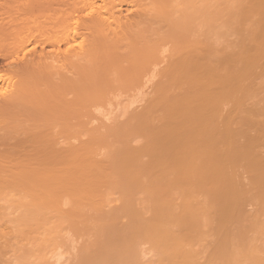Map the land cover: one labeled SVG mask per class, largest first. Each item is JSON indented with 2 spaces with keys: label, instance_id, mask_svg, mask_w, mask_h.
Returning a JSON list of instances; mask_svg holds the SVG:
<instances>
[{
  "label": "bare ground",
  "instance_id": "obj_1",
  "mask_svg": "<svg viewBox=\"0 0 264 264\" xmlns=\"http://www.w3.org/2000/svg\"><path fill=\"white\" fill-rule=\"evenodd\" d=\"M19 1L22 2V0H19ZM47 1H48V4L51 3V1L50 2L49 0ZM47 1H46V4H47ZM53 1H56V0H53ZM62 1L65 2L64 3L65 7L62 6V4H60V2L62 3ZM30 2H32V0H30ZM35 2L36 0H34V4ZM5 3H8V2H5ZM58 5L59 6H57V8H60V9L56 13H55L56 10L54 11L55 15L56 14L58 15L56 16L55 19L54 18L49 19L51 15L46 16L47 19L51 21L54 20L53 24L51 21L48 22L47 19L45 20V17H43L44 19L42 20L43 21L45 20L47 23L44 21L42 22L43 25L41 24V20L34 19V20H37V23H38L37 24L35 22V24H37V29L36 27L35 29L34 27L33 29L32 27L28 28L26 31H24L26 28L24 30L20 29L21 31L20 33H17L15 36L13 35L14 38L13 37L12 38H13L14 45L12 44V46L16 47L18 54H19V51L21 50L24 51L23 53L22 51L20 52L22 53L21 54L22 57H20V54L19 56L17 55L16 62H15V56H12L13 58H11L14 61V64H16L14 65L15 69H14V66L11 67L13 69L12 71L13 72L15 71L16 75L10 76L8 73H3L0 71V91L1 89H3L4 85L6 87L7 86L10 87L9 91L6 93L0 92V174L13 178L12 180L9 181L7 180L8 177L6 179H3L5 176L4 177L2 176L3 183H0V264H49L47 261L50 256L53 257L55 255V257H57L58 254L60 255L61 253V250L53 251L56 249L58 245L62 244L61 238H60L61 241L59 238H58L59 240H56L57 236L58 235L60 236L59 233H60L61 228L68 227L70 224L71 227H68V228L75 229L77 227V225L75 224L78 223V221H76L75 219L76 222L73 225L75 226V228L72 227L71 223L72 224L74 223L73 219L75 215L70 214L71 212L68 213L66 210H64V212H61L62 210L58 211L55 205L57 204L56 202H59L61 200V198L60 200L59 198H57L58 199L57 201V199H55L54 197H53L54 200H51L50 196H48L49 198L45 197L50 192H47V194H45L46 191L43 189L44 186L42 187L41 191L38 190L39 188H41L39 186L42 184L38 183L39 184L38 186L36 183L40 180L44 181L45 178L41 179L44 176L42 174L44 173L45 175H48L46 173L47 170L45 169H50L48 173L50 172L51 176H48V177H52L53 176L52 173H54V178L56 182H58L56 185L59 184L60 186L62 185L67 186L69 185L68 183L71 182L69 180L67 181V179H70V180L71 178L76 179L73 176L70 178L67 176L69 174L71 176V174L73 173L75 174L76 172H79V170L70 171V172L69 170H65L67 168L66 167L67 165H65L64 162L63 163L59 162L62 156L59 159L55 158L56 161L54 160L58 168L56 167L55 164L54 165L52 164L53 167L50 166L46 168L47 165H49V163L50 165L52 163V162H49V163L47 162L48 159L51 158L52 154L50 155V157L49 156L46 157L47 155L44 152H42L44 153V155H42L41 152L39 153L41 154V157L45 156V162H43L44 158L43 159L40 158L41 161L40 160L37 161L38 159H36L35 161L33 158H37L38 154L32 153L31 154L32 156H30L31 147L32 148L34 147V149L36 148L35 150H37L36 145L32 146L34 141H33V138L29 137L31 133L28 134V131L26 130L27 127L25 126H24L25 128L19 127V124L16 123V119L13 118L15 119V121L12 119V115L15 114L16 111L18 110H19V113H21L22 109H23V114L24 112L26 113L28 111L30 112L33 111L34 113L37 111V110L35 111V109L38 108V105H39L38 104L39 96L45 91L43 90L44 89L43 87L42 90L44 92L39 94V91L41 92L42 90H38V87H35L36 83L37 84L39 83L41 86L48 85L49 87L50 86L54 88L57 87V89L60 92V97H59L60 100L56 99L57 94L54 95V91L52 92V89L50 87L51 94L52 96L54 95V99L53 97L51 99L55 101L56 107L57 105L59 107V104L62 101L63 106L61 108L64 109L62 111H65V114L68 112V110H70V108L73 107V103H74V107L76 108L78 107L77 112L78 110L82 111V109L86 110L87 105H89V107L93 106L94 108L95 105L102 104L105 93H107L109 90L115 89L114 87H112L114 84L122 85L126 91H127L126 88L129 89L133 85H134L133 86L134 88L135 86L137 87L138 83L140 82L138 81L139 76L142 77V74L148 75L150 71L152 72L153 69L150 70V66L152 65V63H154L153 65L156 66L157 64L155 65V63L157 62L158 57H159V56L157 57L158 46L161 42H158V40H153L150 34H152V32L156 33L158 29L157 26H159L160 24H163V25L165 24L166 26V24H168L169 22H170L169 25H172V28L173 26H175L174 29H178L179 27L181 28L182 33L181 34L178 33V35L180 36L178 37V39L176 38L173 41V45H172L173 48L176 50L175 55L177 54L178 56L175 57V59L173 58V60L169 63V65L167 66V70H163L162 72L161 70L160 71L156 70V73L157 71L159 73V75L157 76L165 77L166 81H162V82L158 81V83L155 84L156 86L155 89L158 92L157 97L153 98L154 97L153 96L152 97L153 99L150 98L149 100L145 101V103L142 106L143 112L140 113L139 115L132 114V116H129L131 120L129 119L130 122L128 123V126L125 127V129L127 128V132H128L126 136L127 135L128 137L133 136L135 138L142 137L146 140V143L141 148L134 149V150L132 149L129 150L130 148L129 149L120 148L119 151L116 152L117 154L119 153L117 157L114 155H110L112 157H109V154H108V157L103 158L102 160L101 159L96 160V158H94V160H96L95 162L92 161L91 159H86L87 157L85 158L83 157L85 160L83 159V161L81 162L88 164V166L82 165L84 166V168L79 167L81 165L80 164L81 162H79L78 164L76 162V164L78 165L77 167L84 169L87 175H91V174H88V172H91L88 169L89 166H91V170L94 172L92 173L93 176L91 175L92 177H90L91 178L90 180H93L92 178L94 177L95 172L97 174V176L95 175V178L97 177V179L101 180L100 179L101 177L100 178L98 177L102 176L101 172H104L107 169L108 165L113 166L119 170L117 171L111 167V169L113 170L109 169V171L111 172L115 171V173L113 172L112 173L107 172V173L108 175H110V174H116L118 172L117 173L118 175L117 174H116L117 176L115 175L116 177L114 175L113 176L115 178L119 177L116 180V185L118 186L120 185L119 187L122 186L121 189H123L121 194H122V199H123L122 202L125 208L124 211H127L128 213L131 212L130 215H132L133 217V220H132L133 222L131 221L132 225L130 227H128L127 225L125 226L129 228V229L127 228L129 230V233L127 232L126 233L130 239L128 242H125L126 245H125V248L123 249V251L126 249L127 252L130 253L133 259L132 262L134 263L136 262L135 264H144V260L145 262H147L148 260L146 261V259H149V258H146L142 261V259L145 258L143 256L146 254L145 249L147 247L151 248L153 245V248L154 249L156 248V249L154 250L152 248L153 250L151 252L153 251L155 252L156 250L161 251V252L156 251L158 253L155 252V254H153V256L157 254L156 258L158 257V254L160 255L159 263H156L157 260L156 261L152 260V262L153 263L155 262V264H164L166 261H164V263H162V261L166 259L169 261V263L167 264H199L197 262L198 259L196 258L198 257L200 258L199 256L200 254H198L197 256V254L194 253V251L192 250L194 248H191L192 246L190 242L193 241L195 237H198L199 234L201 237V233L203 232L202 233L203 235L204 232L207 230V229L206 230L204 229V231H202V225L203 224L205 225L207 222V218L205 214L207 212L208 213L210 212L208 210L212 209L211 212H213L214 208L218 209L217 215L219 218L217 217L216 213H215V216L219 219L218 220L216 218L217 222L220 225L222 224L224 220H226L229 217L230 214L233 215L234 213H236V211H238L239 207H237L236 205L238 201H236V204H234L235 203L234 200H236V197H238L237 199H239L238 195L242 193L241 188L243 186L240 182V179H242L243 174L241 173V171L246 174V177L249 178L248 180L250 181L249 182L250 189L249 188L248 189L250 190L249 192H251V196L249 195V197H253L251 199V204L253 202V204L258 205L259 208L262 211H264V104L260 103L261 100H264V95L260 97L258 95L260 89L264 88V84H261V82H259L254 86V84L250 82V84L247 85V88L248 89L250 88L249 90L250 93L247 89L249 93L247 94L246 92L247 96H245L246 89H244V92H242L244 95L242 97H241L242 94L240 93L241 89L238 90L239 89L238 84L242 82L241 79H243L245 76L249 78L247 80V83L250 80L251 76L254 78L255 73L257 77L258 69L255 68L257 69L255 71V69L252 68L253 67L252 65L253 64L259 65L258 62L256 61H258L259 58H262V60L264 58V0H59ZM2 7L5 8L6 13L7 11L9 12L8 7H6L5 5ZM13 7H14V4H13ZM23 8L24 7H22L21 9ZM57 8H53V9H57ZM25 9L27 10V7ZM31 9H33V7H31ZM5 10H4V13H5ZM29 10L30 8L27 11L28 13H29ZM48 10H43V11L48 12ZM52 12L53 11H50V14ZM12 13H13V10H12ZM37 13H38V10H37ZM14 14L16 13L14 12ZM33 14H35V12H33ZM29 15H31V13H29ZM13 19H16V18H13ZM20 20H23V18H21ZM195 21H199L198 27L199 26L204 27L203 29L204 32H201V33H204L202 34L203 36L208 35L210 37L211 35L212 37L214 29L215 31L217 30V32L220 31L221 32L220 38H221L222 45L224 43L223 40L224 41L230 40L229 35L231 37V34H232L233 35L232 40L229 43H225L226 44L225 46L229 47V49H231L232 47V51H230L228 48L227 50L224 47L216 48L217 45L215 43L218 42L220 39H218L217 37L219 33L216 34L217 32L215 33V31H214L216 35L215 39L217 41L215 40L214 42H212L213 44H215L214 45L215 47L213 46V44L209 43L210 39L209 41L206 40L202 42H200L199 40L198 43H197L198 41L197 40L196 41L197 44H195L193 43L194 41L192 42L190 38L192 42V43L190 42L191 46L193 45L190 48L189 39L187 40L186 35L187 33H189L190 35V32L191 34L194 33L193 31H190V27L193 26V23ZM196 23L197 22H195L194 24L197 26ZM41 25L43 27L42 30H40ZM235 25H242L243 27L239 26L240 28L239 30L237 29L238 26L236 27ZM44 27L48 29V32L47 31L43 32ZM212 27L214 28L213 31H212ZM240 32H242V36H241V38H243L242 40H240L241 38L239 39V36L241 34ZM238 33H239V36H238ZM156 34H158V32ZM189 35H188V38H189ZM205 36L203 39H205ZM157 37L158 38L161 37V34L160 36H157ZM175 37H177V35H175ZM233 37L235 40L233 39ZM171 38L173 39L172 35H171ZM236 38L239 39V44ZM3 39L4 38L1 37V41ZM8 40L6 41L4 39L2 41L3 45L4 43L6 45L8 43ZM9 44L10 42L8 43V45ZM3 45L2 44L0 45V47L2 46L1 49H3V47L6 48V46H3ZM37 45H40L41 47V51L38 53L36 49V47H38ZM45 45L49 46V50L46 48L47 49L46 52H45ZM10 47L11 45L7 47L8 51L7 49H4L5 52L3 54L5 58H6L7 53L10 54L11 52L9 49ZM15 47H14V50H15ZM238 47H240L241 49H239ZM233 48L235 49V51H233ZM12 49L13 48H11V50ZM1 51L3 52V50ZM23 54H24V60H23ZM11 55H12V52H11ZM19 57L21 58L20 61H18ZM46 62H49L52 65L51 66L52 69L54 68L55 63L59 65L58 67L56 66L57 70L60 66H62L64 69L60 67L61 71L66 70L67 74L69 73L71 75V78L66 73H65L66 77L62 76L64 75V73L62 72L60 73V69H59L58 74L59 76H62V78L61 77L58 78L59 79L58 83H54L53 82L54 79L52 80V78H53V75L56 76V72L55 74L54 73L52 74L53 70L51 69L52 71L51 72L49 69L46 68V65H45V69L47 71L43 68L44 74L47 75V72L49 71L52 75L50 74V76L47 75L46 77L44 75V80H43V76L38 75V73H35V70L37 69L36 67H39L40 63L43 64ZM7 64L11 65L10 63H7ZM42 66L40 65L41 68ZM154 66L153 68L155 71V68H157V66L156 67ZM263 66H264V63H263ZM263 66H262V69H263ZM247 68H250L252 70V74L250 75V77L248 75L249 70ZM262 69H261V74H262ZM146 71H148V73H146ZM253 71H254V74H253ZM13 72H12V75L14 74ZM114 73L115 75L113 76V78H111L110 76H112V74ZM249 73H251V71ZM98 75L100 76V78H98ZM157 76H155V72L153 73V75H149L150 78L151 77L155 78ZM149 77H146L147 82H149V80L151 81L153 80L152 78L150 79ZM39 79H41V82H43L44 84H42L39 81ZM49 79H51L52 81L51 80L49 81ZM49 82H50V85H49ZM147 82L145 84L146 87H147ZM174 84H177L179 86L182 85V86L179 88L180 90L176 92H170L172 95H169V91L167 90L169 87H172ZM184 84H186L188 87L185 86ZM245 84L246 82L242 84L243 88ZM46 91H49V90H46ZM3 92H5V89L3 90ZM63 92L65 94L66 93H74V94L76 93L77 95L74 100L66 101V98L65 100L63 98L61 99L62 97L61 94L62 95L64 94ZM51 94L48 96V98L47 97L45 98L47 94H43V96L41 97L45 98V100L47 101V99H50ZM58 96H59V93H58ZM244 97H246V100L243 99ZM44 101L42 102V104H45L46 101L45 102ZM53 101H50V103L47 101L48 106L49 107L51 106L52 109L54 106ZM133 101L135 102L134 99ZM40 102L41 101H39V103ZM35 104L37 107L34 106ZM64 104L66 105L67 109H65L66 107H64ZM134 104H136V102ZM29 105L30 106L32 105V107L30 108ZM223 106H225V108H223ZM227 106L229 107L228 110L226 108ZM49 107H48V110H49ZM128 107L126 108L128 109ZM76 108H72L71 109L72 111L70 110L71 114L72 112L73 113L76 112ZM132 108H134V106ZM223 109L227 110V112H224V114L222 113ZM55 110H56L55 112H57V108ZM59 110H60V107L58 111ZM87 110H86V114L88 113ZM50 111L54 112L51 109ZM62 111L60 110V112ZM33 112H31V115L33 114ZM70 112L68 113L70 114ZM39 113L41 112L39 111ZM27 114L30 115V113H27ZM37 115L38 114H35V116ZM63 115H61L63 119L61 120V122L64 121L65 119L63 118ZM21 116H22V113H21ZM21 116L19 117L20 119H21ZM35 116L33 115L32 118L34 119ZM48 116L50 117V121H51L52 120L51 116L50 115ZM42 117L43 116H41V121H42ZM68 117H69L68 114H66L67 120H68ZM76 117H78V114ZM108 118L109 117H107V119ZM38 119L40 121V117H38ZM44 119H43V123H44ZM139 120L140 122L141 121L142 122L151 121L153 122V124L151 127L146 128V127L141 126L142 123L140 124V122L139 124H137ZM45 123L47 124V122ZM78 128H77V131L79 133ZM37 129L38 128H36V130ZM33 130L34 129H31V131ZM52 130L54 131L53 128ZM52 130H51V133H52ZM55 130L57 131V128ZM63 130L65 131L64 136L71 135L69 132L70 129L68 130L69 134L66 132L67 128L66 130L65 129ZM77 131H76V134H77ZM84 131H85V128L83 129V132ZM86 131L88 134V138L86 139H88L89 141L91 140L90 143L87 141L90 144V146L87 144V142L83 143L81 139L79 141L80 143L81 142L83 143L82 146L80 144L81 148L79 147V145L78 146L76 145V147L73 145L76 148L75 151L79 147L78 151L80 152L77 151L79 155H82L80 154L81 151L87 154L89 149L92 150L93 147L101 146L100 142L102 141L100 139L103 134H101L100 135L101 137L99 138V135L97 136L95 133L92 134L91 130L86 128ZM48 132L50 131L48 130ZM80 134L81 132L79 133V135ZM91 134L95 138L97 136L98 139L96 138V140H94L95 138H92ZM97 134H100V133L98 132ZM71 136L73 138L74 136H77L78 138V135H71ZM84 136L87 137L86 134H84ZM89 136L91 137V139L89 138ZM61 139L63 140V138ZM48 140H51V139H48ZM53 142H56V141L54 140ZM91 142H93L92 145H91ZM48 143L50 145L52 142L50 143V141H48ZM67 143L69 144V141ZM61 144L64 145L66 143L64 144L61 143ZM67 145L63 147L65 148L67 147ZM123 145H124V142H123ZM43 146L45 145L43 144ZM102 146L101 148H103ZM40 147L38 146V148ZM47 147H48V144H47ZM47 147L46 148L41 147L42 148L41 150L44 151L45 149V151L47 152L49 150ZM69 147L68 148L70 150L71 148L74 149V147H71L70 145ZM98 149L95 152L98 153L99 151ZM65 150H67L64 153L66 154L65 157L67 158L68 156L71 155V157L69 158H72V161L70 162H72L73 164V162L75 161L73 157L74 156L77 157L78 155L73 154L75 153L74 150L69 151V152H68V149H65ZM59 151L61 152L62 150H59ZM93 151L89 153L92 154ZM37 152L38 151H36V153ZM48 153L49 152H47V154ZM55 153L56 151L54 152V154ZM94 155L95 156L97 155L98 157L99 154H94ZM143 155L149 158L148 162L146 163L140 162V158ZM86 156H90V154L89 155L87 154ZM105 156H107V154ZM31 157H33L32 158L33 160L31 159ZM58 157H59V154H58ZM69 160L71 159H67V161ZM67 161H65L66 164H67ZM241 161H242V165L239 164V167H238V162L240 163ZM58 163L59 165H61L60 163H62L63 165L59 167ZM76 164L75 166H72L71 168H74V167L76 168ZM69 165L70 163H68V166ZM54 166L56 168H54ZM62 167L63 169H61ZM55 169L57 170L60 169V171H56ZM84 170L82 171L84 172ZM62 171H66V172H62ZM55 174H57V176H55ZM79 174L80 173H78L77 175ZM84 174L85 173H82V175ZM34 175L38 176V177H35L37 179L35 181H33ZM75 177H77L78 179V176H75ZM82 179H84V181L86 182L89 179V177L86 180L83 177ZM49 180H51L52 182L53 177L51 179H48V181ZM79 180L75 182H80ZM90 180H89V183L91 182ZM44 182H45L44 184H46L47 181H44ZM51 182H48L47 184H50ZM85 182H82V184ZM92 182L90 183V185L96 187L95 186V184H97L96 181H94V185H92ZM6 183H8L9 185H6ZM55 183L52 182L51 184H55ZM247 184L248 183H246V185ZM72 185H76V184L74 183ZM35 186L36 187L38 186V189ZM60 186H56V187H60ZM78 186H79V183H78ZM164 186L165 187L167 186L168 188L171 187V188L169 189V191L166 189L167 187L165 188L167 190V192L165 191L163 195V200L165 203L163 204V206H160V207L158 206L159 208L157 209V203L160 201V197L158 196V193L161 190L159 189L160 187H164ZM46 187H49L50 189V185L49 186L46 185ZM111 187L112 186H110L108 189L111 190ZM54 188L51 187V189H54ZM59 189L57 191H59ZM77 189L76 190L74 189L75 191L71 187L70 189L68 187L64 189L63 192H65L66 194L63 193V195L65 194V196L67 197L63 196L65 198L63 197L62 198L63 199L67 198L66 202L69 201L68 202L69 205L71 201H72V204L75 205V203L77 202V201L75 202V200H79V197L83 195V194L80 195V191H78L79 193H77ZM83 189L84 190L86 189V193H88L87 192L88 189H91V191L89 190L90 192L95 191V190H92V187L87 188L85 186V188L82 187V189L80 190H83ZM135 189L138 190V193H139V197H138L140 200L139 202L147 204L146 206H148L147 208H149L148 209L149 217L147 219L142 218L143 213L138 209L135 210L133 206L131 205L132 204L131 199H130L132 196L131 191ZM171 189L175 190L174 195L178 196V197L174 196L173 198H176V199H173V200H177L179 198L177 200V201H180L179 203H176V201L175 202L172 201L174 204L176 203L180 205V207L179 205H177V208L179 207L178 209H175L176 207L173 208L174 205L172 207L169 205V203L171 204L170 202L171 200H169V198H172L171 194L173 195V193L171 192L173 190ZM54 191L51 190L52 193ZM61 191H59V193ZM117 191L118 189L116 190V192ZM110 192H112V190ZM249 192L247 190V193ZM54 193L56 194V192ZM54 193L53 195L55 196ZM86 193L84 192L83 196H85ZM78 194H79V197L78 199H76V196ZM42 195L44 196V198H47V200H45ZM49 195H51L52 197L51 193ZM60 195H62V192ZM83 196L82 198H86V199L90 198V197H83ZM88 196H90L89 193H88ZM101 196L102 195H100V198L103 197ZM240 197H241L240 199L242 200V196ZM48 199H49L50 205L53 201L56 200L55 201L56 204L55 203L53 204L54 207H52L53 206L52 205L48 208L47 206ZM62 202H65V201L63 200ZM78 202L77 204L81 205L80 201ZM139 202L137 200V203ZM239 205L241 204L238 203V206ZM93 206H96L95 203L93 204ZM39 207L45 209V211L44 209L42 210V212L44 211V214L41 215L40 213L42 212L39 213V211L37 212V210L36 212H34L35 209ZM55 207H56V210H53ZM60 207L58 205L59 209H61ZM253 207H256V206L253 205ZM81 208L78 207V209H80L79 213H81V210H82ZM50 209L53 210L54 214H55V211L58 214L60 213L59 214L60 216L57 213H56L57 215H54V214L49 215L50 213H52L48 211ZM75 209L77 211V208ZM255 209H253L252 211H254ZM70 211H73L74 213V210L70 209ZM78 211L76 213H78ZM255 212H254V215H255ZM257 212L259 214L260 210ZM37 213L39 214V217L37 219L38 222L34 221L36 219L34 217L37 216L36 215ZM47 213L49 214L47 215ZM239 214H243V213L239 212ZM79 215L81 217L82 214H78V216ZM125 215H129V214H125ZM69 216L71 220L73 221L68 222L70 221L68 220L70 219L68 218ZM78 216H76V218ZM240 216L242 217V215ZM260 216L261 214H259V217ZM263 216H261L260 219L261 218L264 219ZM248 217H250V215H248ZM105 219L103 217V220ZM255 219L257 220L256 215L255 216L252 215L250 219L249 218L247 219L248 221L250 220L249 225L251 223L252 224L251 226H253L252 228L253 230L250 229L252 230L251 231L252 235L253 234L256 235V233L264 234V228H263L264 222H262L263 220L262 219L260 221L258 220V222L262 223L259 225L257 224V221ZM65 220L68 223V225L66 226L65 224L67 223H65ZM124 220H125V216H124ZM128 220H131V219H128ZM147 220L150 222L146 223ZM227 220L229 221L230 219H227ZM80 222H83V221H80ZM80 222L79 224L81 225ZM108 222L110 221L108 220ZM57 224L60 225V227L57 226ZM184 224L185 225L191 224V225H194V227L191 229L188 228L190 231L187 233L185 230V233H184L185 235L184 234L181 235L182 231L179 232L177 228L180 225H183V226H180L179 229L180 228L182 229V227L185 228ZM211 224L212 223L210 222L208 225L214 226V224L213 225ZM255 224H257L259 227L258 226L255 227ZM226 225H227V222H226ZM226 225L224 226L226 227ZM233 225H235V222L233 223ZM261 225H263V227H261ZM93 227L95 228V231H97L96 230L97 227L95 226ZM105 227L107 226L105 225ZM187 227H190V226H186V229ZM204 227L206 228V226ZM225 227L223 228L226 230L227 227L226 228ZM247 227H250V226H247ZM73 229L72 231H74ZM82 229L84 228L82 227ZM90 229H92V225ZM99 229H101V227H99ZM127 229H125V231ZM245 229L247 230L248 228H245ZM75 231L80 232L79 228L78 230H75ZM100 231L101 233L103 232L105 233V231L103 232L102 230ZM125 231L124 233L123 232L122 233L126 234ZM235 231H233V233ZM212 232H213V229H212ZM89 233L90 232H88L87 234ZM122 233H121V236L123 235ZM207 234H204V235H207ZM221 234L222 233L220 232L219 237L223 236ZM244 234H246L245 231H244ZM107 236L109 238L110 237L113 238V236H110V234L109 235L107 234ZM240 236H242V232ZM96 237H101V234L100 236L98 234V236ZM122 237H124V235ZM122 237H120L119 241H122L121 240ZM128 237L126 238V241L128 240ZM231 237L232 236H230V238ZM234 237H235V233H234ZM109 238L106 237V239H109ZM213 238L218 239V236L217 238L213 236ZM237 238L238 236L234 240H237ZM245 238H243V240H246ZM257 238H260L261 240V238H264V235L263 236L261 235V237L259 236ZM86 239H87V236H86ZM102 239L103 238H101L100 240L102 241ZM220 239L222 240V238ZM224 239L225 238H223V240ZM252 239H254V237L253 238L250 237V239L247 240L248 244L246 245H245V242H246L245 241L244 245H242L243 244L242 243L241 244L242 246H241L238 242L239 240L237 241L238 242L237 245H235L234 243L230 244L231 246L228 245L229 248L230 247L232 248L231 249L232 251L229 250V252H225L224 250L225 253H223V250L221 251L222 253L216 252L214 250L216 247L214 246L215 248L213 249V245L211 246V244L209 243L210 246L212 247L209 249V251L213 249L214 254L215 252L216 254L217 253L219 254L218 264H245L246 260H248V262L252 264H264V243H263V246H260L259 243L258 245L257 244L254 245L251 243ZM100 240H98V242ZM200 240H203V239H200ZM205 240H208V239H205ZM216 241L217 240L211 243L213 244ZM217 242L214 243V245L217 244ZM146 243L151 244V246L148 245L145 248L144 246L147 245ZM109 244H111V242L110 243L108 242L106 245H109ZM142 244H144L143 247H142ZM96 245L98 246V244ZM106 245L103 244V247ZM122 245H123V242H122ZM223 245L225 246V244ZM61 246L62 245H60L58 249H61L62 248ZM92 246H95V245L92 244ZM92 246L90 247L86 245V248L84 247L85 249H83L84 251L83 253H87V254L90 253V250L92 251L93 249ZM157 246L158 247L160 246L159 247L160 249H157ZM234 246L235 248L233 249ZM222 247H218V248L223 249ZM89 248L91 249L89 250ZM139 248L141 249L145 248L143 250L145 253V254L143 253L144 255L142 254L143 256H141L139 252L140 251ZM100 249H97V250L100 252ZM108 249L106 246L105 250H108ZM119 249L120 248L118 245V250H117V247H116V250L119 251ZM224 249H227V248L224 247ZM126 250L124 251V253L126 252ZM58 251L60 253H58L56 256V253ZM143 251L141 250V253ZM197 251H200V250H197ZM51 252L53 253L55 252V253L53 254ZM94 252L95 251L92 252L93 255L97 253L95 252L94 254ZM102 252H100L99 254L98 253L96 254L95 256L96 259L94 258L96 261L98 260L97 256L102 254ZM115 252L116 251L113 252V255L115 254ZM200 252L203 253L202 251ZM47 253H49L50 255L47 256ZM103 253L106 254V252H103ZM205 254L206 253H204V255ZM93 255H91V258L94 257ZM118 255L120 258V254ZM193 255L197 256V257L194 256V259H196L195 261L197 263H194L195 261H193L194 259H192ZM131 256H128L127 254V256L123 258L126 259L127 257L129 258ZM89 258L90 256H88L87 260ZM103 258L104 257H101V259ZM216 258L214 259V261H216ZM94 259H91L92 262H90L89 260L88 262H90L91 264L94 262V264H96ZM111 260L113 261L114 258ZM58 261L59 260H57L55 264ZM127 261H129V259ZM207 261H206V264H207ZM97 262L99 263V261ZM116 262L119 263V261H116ZM132 262H130L129 264H132ZM145 264H148V262Z\"/></svg>",
  "mask_w": 264,
  "mask_h": 264
},
{
  "label": "rangeland",
  "instance_id": "obj_2",
  "mask_svg": "<svg viewBox=\"0 0 264 264\" xmlns=\"http://www.w3.org/2000/svg\"><path fill=\"white\" fill-rule=\"evenodd\" d=\"M16 1V2H15ZM46 1L47 0H36V2H35V4H34V0H32V2H30V0L28 1H25V0H22V2H20L19 0L17 1V0H0V45L2 44L3 45V40L5 39L6 41L8 40V43L10 42V44L8 45V43L5 45V43H4V45L3 46H6V48L5 47H3V49H1L2 48V46L0 47V71L1 72H3V73H8L10 76H14V75H16L15 74V71L13 72L12 70V66H14V65H16V64H14V61L11 59V58H13L12 56H15V62L17 61L16 60V58H17V55L19 56V54H20V57H22V53L24 52V51H22V53H20L21 51H19V54H18V51L16 50V47L15 46H12V44H13V38H14V36L17 34V33H20L21 31H20V29L22 30H24L25 28V30L24 31H26L28 28H31L32 27V29H33V27H34V29H35V27H36V29H37V20H41V24L43 25V23L42 22H44L46 19H47V17L46 16H48V15H51V17H49V19H51V18H56V16H58L57 14L55 15V13L60 9V8H57V6H59L60 4H62V6H64L65 7V2H63L62 1V3L60 2V4L58 5V1L56 0V1H53V0H49V2L51 1V3L50 4H48V1H47V4H46ZM3 2H4V4H3ZM5 2H8V3H5ZM26 4H25V3ZM38 2H40V3H38ZM21 4V6L22 7H24L23 9H21L22 7L20 6V4ZM9 4V5H8ZM13 4H14V7H13ZM17 4V5H16ZM24 6H23V5ZM33 4V5H32ZM36 4H38V5H36ZM6 6V7H8V9H9V12H10V14H9V12L7 11V13H6V10H5V8L4 7H2V6ZM8 5V6H7ZM48 6V7H47ZM61 6V7H62ZM10 7V8H9ZM27 7V10L25 9ZM31 7H33V9H34V11H33V9H31ZM20 8V9H19ZM30 8V10H29V13H31V15H29V13L27 12L28 11V9ZM37 8V9H36ZM53 8H57V9H53ZM14 9H15V11H14ZM25 9V10H24ZM49 9V10H48ZM4 10H5V13H4ZM12 10H13V13H12ZM32 10V11H31ZM37 10H38V13H37ZM43 10H48V12L47 11H43ZM56 10V11H55ZM50 11H53L51 14H50ZM54 11H55V13H54ZM14 12L16 13V14H14ZM33 12H35V14H33ZM40 13H41V15H40ZM11 14H12V16H11ZM53 14H54V16H53ZM17 15V16H16ZM18 15H19V17H18ZM35 15H36V17H35ZM15 16V17H14ZM29 18H28V17ZM32 16H34V17H32ZM39 17V18H38ZM42 17V18H41ZM43 17H45V20L43 21L42 19H44ZM13 18H16V19H13ZM21 18H23V20H20ZM25 19V20H24ZM28 19H29V21H28ZM34 19H37V20H34ZM49 19H47L48 20V22L49 21H51V20H49ZM16 21H17V23H16ZM23 21V22H22ZM167 21H169V20H167ZM29 22V23H28ZM35 22L37 23V24H35ZM46 22V21H45ZM52 22V24H53V22H54V20L53 21H51ZM195 22H197L196 24H197V26L194 24ZM194 23H193V26H194V28H195V26H196V30L193 28V26H191L192 27V29H191V27H190V31H193L194 33H192L191 34V32H190V35H189V33H187V35H186V38H187V40L189 39V43L191 42V40H192V42L193 43H195V44H197L198 42H199V40H200V42H202V41H206V40H208L209 41V39H210V41H209V43H211V44H213L212 42H214L216 39V35H215V33L217 32V30L215 31V29L212 27V31H213V29H214V31H215V33H214V31H213V34H212V37H211V35H210V37L208 36V35H204L205 36V39H203L204 38V36L202 35V34H204V33H201V32H204V27H202V26H199L198 27V25H199V21H195ZM2 23V24H1ZM32 23V24H31ZM34 23V24H33ZM47 23V22H46ZM170 23V22H169ZM169 23L168 24H166V26H167V28H166V26H165V24L163 25V24H160L159 26H157V32H158V34H156L155 32H152V34H150V36H151V38L153 39V40H158V42H161L160 44H159V46H158V54H157V57H158V60H157V62L155 63V65L157 66V68H155V71H154V68H153V64L154 63H152V65L150 66V70L151 69H153V71L155 72V76H157V75H159V73H158V71H157V73H156V70H161V72L163 71V70H167V66L169 65V63L173 60V58L175 59V57H177L178 55L176 54L175 55V49L173 48V41L177 38L178 39V37L180 36V35H178V33L179 34H181L182 32H181V28L179 27L178 29H174L175 28V26H173V28H172V25H169ZM19 24V25H18ZM20 24H21V26H20ZM40 24V23H39ZM51 24V25H52ZM42 25L40 26V30H42L43 29V27H42ZM50 25V26H51ZM249 25V24H248ZM171 27V29H170V27ZM236 27L238 26V28L237 29H239L240 30V28H239V26L241 27L242 25H235ZM247 26V25H246ZM245 26V27H246ZM168 27H169V29H168ZM243 27V26H242ZM50 28V27H49ZM200 28V29H199ZM201 28H202V30H201ZM14 30V31H13ZM39 30V29H38ZM19 31V32H18ZM45 31H47L48 32V29H46V27H44V30H43V32H45ZM173 31V32H172ZM244 31V30H243ZM16 32V33H15ZM174 32H176V33H174ZM189 32V31H188ZM211 32V31H210ZM210 32H209V34H210ZM14 33V34H13ZM219 33V34H218ZM241 34H240V36H239V33H238V36H239V39L241 38V36H242V32H240ZM246 33V32H245ZM154 34V35H153ZM160 34H161V37H157V36H160ZM174 34V35H173ZM200 34V35H199ZM216 34H218V39H220L218 42H216L215 44L217 45L216 46V48L217 47H224V48H228L229 49V47H226L225 45V43H229L231 40H232V34H231V37H230V35H229V38H230V40H228V41H224L223 39V45H222V42H221V38H220V36H221V32L220 31H218ZM234 34V33H233ZM237 34V33H236ZM14 35V36H13ZM171 35H172V37H173V39L171 38ZM175 35H177V37H175ZM188 35H189V38H188ZM214 35H215V37H214ZM235 35V34H234ZM245 35H247V34H245ZM207 36H208V38H207ZM236 36V35H235ZM1 37L2 38H4L2 41H1ZM13 37V38H12ZM194 37V38H193ZM171 38V39H170ZM190 38H191V40H190ZM12 39V40H11ZM233 39H234V37H233ZM239 39L238 38H236V40H238V44H239ZM243 38H241L240 40H242ZM11 40V41H10ZM198 40V41H197ZM235 40V39H234ZM196 41H197V43H196ZM207 41V42H208ZM217 41V40H216ZM191 42V43H192ZM191 43H190V48L193 46H191ZM221 43V44H220ZM194 44V45H195ZM215 44H213V46L215 45ZM11 45V47L9 48L10 49V51L12 52V55H11V52H10V54L9 53H7V55H6V58L4 57V49H7V51H8V46H10ZM14 45V44H13ZM230 45V44H229ZM240 45H241V43H240ZM38 47H36V49H37V53L38 52H40L41 51V47H40V45H37ZM228 46V45H227ZM14 47H15V50H14ZM40 47V48H39ZM215 47V46H214ZM231 47V46H230ZM11 48H13L12 50H11ZM40 50H39V49ZM49 50V46H46L45 45V52H46V50L47 49ZM236 48V47H235ZM239 49H241L240 47H238ZM227 49V50H228ZM237 49V48H236ZM1 50H3V52L1 51ZM230 51H232V47H231V49H229ZM17 51V52H16ZM233 51H235V49L233 48ZM15 52V53H14ZM238 52V51H237ZM225 53V52H224ZM16 54V55H15ZM26 55V54H25ZM9 57H10V59H9ZM19 57V60L18 61H20L21 60V58ZM23 60H24V54H23ZM9 61V62H8ZM13 61V62H12ZM45 61V60H44ZM161 61V62H160ZM43 62V61H42ZM242 62H243V60H242ZM256 62H258V64L259 65H256V64H253L252 66V68L253 69H255V68H257V69H255V71L257 70V77H256V73L254 74V71H253V74L255 75L254 76V78L251 76L250 77V75L252 74V70L250 69V68H247L248 70H249V72L251 71V73H249L248 72V75H249V77H250V80L248 81V83H247V80L249 79L248 77H244L243 79H241V83H239L238 84V90H240L241 89V97L242 96H244L243 95V93L242 92H244V89H246V91H245V96H247L246 95V92H247V94H249L250 93V88L248 89L247 88V85H249L250 84V82H252L253 84H254V86L257 84V83H259V82H261V84H264V66H263V63H264V58H263V60H262V58H259L258 59V61H256ZM7 63H10L11 65H8ZM22 63V62H21ZM18 65V64H17ZM21 65V64H20ZM40 65L42 66V68L40 67ZM40 65H39V67H36L37 69L35 70V73H38V75H42L43 76V80H44V75H45V77L47 76V75H49L50 76V72L48 73L47 72V75L46 74H44V70H43V68L45 69V65H46V68L47 69H49L50 71H51V64L49 63V62H46V63H43V64H41L40 63ZM55 66H54V68L52 69L53 70V72H52V74L54 73L55 74V72H56V76L55 75H53V78H52V76H51V78H52V80H53V82L54 83H58V78H62V76H65L66 77V75H65V73L67 74V72H66V70L65 71H61V69H60V67H62V66H60L59 68H58V70L56 69V66L58 67L59 65L57 64V63H55L54 64ZM261 65V66H260ZM9 66H10V68H9ZM50 67V68H48V67ZM156 66H154V67H156ZM262 66H263V69H262ZM63 68V67H62ZM14 69H15V66H14ZM59 69H60V73L62 72V73H64V75H62V76H59ZM64 69V68H63ZM261 69H262V74H261ZM4 70V71H3ZM46 70V69H45ZM38 71V72H37ZM47 71V70H46ZM149 72V74L148 75H146V74H142V77H140L139 76V79H138V81H140L139 83H138V85H137V87L135 86V88L132 86L131 88H126L127 89V91L125 90V88L122 86V85H120V84H114L112 87H114L115 89H112V90H109L107 93H105V95H104V97H103V102H102V104H100V105H95L94 106V108H93V106L92 107H89V105H87L86 106V110L88 111V113L86 114V110L84 109H82V111L81 110H78V112H77V109H78V107L76 108V107H74V103H73V107H72V105H71V107L72 108H76V112L75 113H73L72 112V114H71V112H70V110L72 109V108H70V110H68V112H70V114L67 112V110H66V114H68V120L66 119V114H65V111H62V110H64V109H62L61 107L63 106L62 105V101H61V103L59 104V107H60V110L62 111V112H60V110L58 111V109H59V107H58V105H57V107L55 106L56 104H55V101H53V99H54V95H56V99H59L60 100V92H59V90L57 89V87H52V86H50L51 87V89H52V92L54 91V95L52 96V94H51V89H50V87L48 86V85H40L39 83L37 84L36 83V86L35 87H38V90H42L43 89V87H44V91L46 92H44L43 90L40 92L39 91V94L40 93H42V92H44V93H42L40 96H39V101H41L40 103H39V101H38V108H36L35 109V113L33 112V111H31V112H33V114L31 115V112L30 111H28V112H24V114H23V109H22V116H21V113H19V110L18 111H16V116H15V114H13L12 115V119L13 118H15L16 119V123H18L19 124V127H23V128H25V127H27V131H28V134H30V136L29 137H31V138H33V144H32V146L34 145H36L37 146V150H35L34 149V147L32 148L31 147V153H30V156H32L31 154L33 153H35V154H38L37 155V158H33V157H31V159L33 158L35 161H36V159H38L37 161H41V159L40 158H44V161L43 162H45V156H42L41 157V154L39 153V152H44L47 156L46 157H50V155H51V158H49L48 159V161H47V159H46V161L49 163V162H52L51 163V165H50V163H49V165H47V167L46 168H48V167H53L52 166V164L54 165H56V167L58 168V166H57V164H56V159L58 158H60L61 156V158H60V160H59V162H64V164L65 165H67L66 167V169L65 170H69V172L70 171H78L79 170V172H76L77 174L78 173H80L79 175H77L76 173V175L73 173V174H71V176H70V174L67 176V177H74V178H76V179H73V178H71V180L70 179H67V181L69 180V181H71L70 183H68L69 185H67V186H65V185H62V186H60L59 184L58 185H56L58 182H56V180H55V178H54V173H52L53 174V180H52V182L53 183H55V184H51L52 182H51V180H49L48 181V179H51L52 177H48V176H51L50 174V172L48 173V171L50 170V169H45V170H47V174L48 175H45L44 173L42 174V175H44V176H46V177H42L41 179H43V178H45L44 179V181H47L46 182V184H44L45 182L43 181V180H40V181H38L36 184L39 186V184H42V185H40L39 187H41V188H39L38 189V186L36 187L38 190H42V187H43V189L46 191L45 192V194H47V192H50L51 194H52V197H51V195H49L50 193H48V195L47 196H45L44 194V196L45 197H47V198H49L48 196H50V199L51 200H54V198L55 199H57V198H59V200H60V198H61V200L63 201H65L66 202V200H67V198L66 199H63V198H65V197H67V196H65V192H63L64 191V189L66 188V187H68L69 189H70V187L74 190H76L77 188L79 189H82V187L83 188H85V186L88 188H90V187H92V190H95V191H92V192H90L91 191V189H88L87 190V192L89 193V195L90 196H88V193H86V189L84 190H78L77 189V193H79L78 191H80V195H84V192L86 193V195L85 196H83V197H90L89 199L87 198H82V196H80L79 197V194L76 196V199H78V197H79V200H75V202L77 201H80V203H81V205L80 204H77V202L75 203V205H73L72 204V201L70 202V205H69V201H67L66 203L65 202H62L61 200L59 201V202H56L55 203V201H53L52 203H51V205L49 204V199H48V203H47V206H48V208L50 207V206H52L54 203L56 204L55 206L57 207V210L58 211H61V212H64V210H66L68 213H70V214H74L75 216H74V223L72 224L71 223V225H72V227H74L75 228V226H73L74 224H75V222L76 221H78V223H76L75 225H77V227L79 228V230H80V232L79 231H75V230H78V228L76 227L75 229H73L74 231H72V229H69L68 227H71L70 226V224H69V226L68 227H65V228H61V230H60V236L58 235L57 236V239L56 240H59L60 238L62 239V241H61V239H60V241H61V243L62 244H60V245H62L61 247V249H58L59 247H60V245H58L57 246V244H56V249L55 250H53V251H56V250H61V253L58 251L57 253H56V256H57V254L58 253H60V255L61 254H63V255H59L58 254V256L60 257H55V255L53 256V257H49V259H48V263L50 264V262H51V264H55V262L57 261V260H59L56 264H89L90 262H92L91 261V259H96V254L98 253H100V252H102L103 250V252H106V254H107V256H106V254H104L103 252H102V254L104 255H102V254H100V255H98L97 256V261H99V263L95 260V262H96V264L98 263V264H115V263H117V264H129L130 262H132L133 261V259H132V256L130 255V253L129 252H127V250H126V254L124 253V251H123V249L125 248V242H128L129 241V237H128V235H127V233H129V228L128 227H130L131 225H132V223H131V221L133 220V217H132V215H130L131 214V212L130 213H128L127 211H124L125 210V208H124V204H123V199H122V191H123V189H121V187H119L118 185H116V180L119 178H115L118 174V172L116 173V174H110V175H108V173L110 172V173H112L111 171H109V169L110 170H113V169H115V170H117V171H119L117 168H115V167H113V166H110V165H108L107 166V169L104 171V172H101V174H102V176H103V178H102V176H99L98 178H100L101 180H99V179H97V177L95 178V175L97 176V174H96V172L94 173L95 175H94V177L92 178L93 180H90L91 178L90 177H92L93 175H92V173L94 172V171H92L91 170V166H89V170L91 171V172H88V174H91V175H87L86 174V171L84 170V169H82V168H79V167H83L84 168V166H88V164H85V163H82L81 161H83V159L85 158V157H87L86 159H91L92 161H96V160H99V159H103V158H106V157H108V154H109V157H112V156H110V155H114V156H116L117 157V155L119 154H117L116 152H118L119 151V149L120 148H123V149H129V150H134V149H139V148H141L145 143H146V140L144 139V138H142V137H140V138H135V137H133V136H129L128 137V135L126 136V134L128 133L127 132V128L125 129V127H127L128 126V123L130 122V118H129V116H132V114L133 115H139L140 113H142L143 112V110H142V106H143V104L145 103V101H147V100H149L150 98L151 99H153V98H155V97H157V94H158V92H157V90L155 89V84L156 83H158V81H166V78L165 77H160V76H157V77H155V78H152L153 80L151 81V80H149V82H147V79H146V77H149V75H153V73L154 72ZM243 71V70H242ZM12 72L14 73L13 75H12ZM165 72V71H164ZM260 72V73H259ZM146 73H148V71H146ZM51 74V75H52ZM68 76H70V78H71V75L68 73L67 74ZM115 75V73L114 74H112V76H110L111 78H113V76ZM143 75H144V77H143ZM41 76V77H42ZM54 76H55V78H54ZM73 76H74V74H73ZM97 76V75H96ZM261 77V78H260ZM37 78H38V76H37ZM98 78H100V76L98 75ZM150 78V77H149ZM150 78V79H151ZM252 78V79H251ZM260 78V79H259ZM69 79V78H68ZM140 79H142V80H140ZM246 81H245V80ZM51 79H49V81H50ZM51 80V81H52ZM145 80V81H144ZM39 81L41 82V79H39ZM61 81V80H60ZM45 82H46V80H45ZM142 82H143V84H142ZM146 82H147V87L145 86V84H146ZM244 82H246V84L244 85V88H243V86H242V84L244 83ZM42 84H44L43 82H41ZM48 83V82H47ZM49 85H50V82H49ZM55 85V84H54ZM59 85H60V83H59ZM185 86H187L186 84H184ZM239 85H240V87H239ZM56 86V85H55ZM57 86H58V84H57ZM110 86V85H109ZM182 85H177V84H174L172 87H169L168 88V90L167 91H169V95H172L170 92H176V91H178V90H180L179 88L181 87ZM188 87V86H187ZM5 89V92H3V90ZM9 89H10V87H6L5 85L3 86V89H1V93H6V92H8L9 91ZM58 91H57V90ZM247 89H248V91H249V93H248V91H247ZM46 90H49V91H46ZM243 90V91H242ZM66 91V90H65ZM258 91V90H257ZM155 92H157V93H155ZM58 93H59V96H58ZM64 93V92H63ZM43 94H47V96H45V98L47 97L48 98V96L51 94V96H50V99L53 97V99H47V101L50 103V101H53V104H54V106H53V109L51 108V106L49 107L48 106V102L45 100V98H42L41 96H43ZM140 94V95H139ZM65 95V96H64ZM76 93L74 94V93H64L63 95L61 94V99L63 98L64 100H65V98H66V101H72V100H74L75 99V97H76ZM258 95H259V97L260 96H262V95H264V88L262 89H260V91H259V93H258ZM154 96V97H153ZM153 97V98H152ZM42 100H41V99ZM46 101H44V100ZM55 99V100H56ZM133 99L135 100V102H136V104H137V106H136V104H134L135 102L133 101ZM243 99H245L246 100V97H244ZM45 102V104H42V102ZM58 101V100H57ZM65 101V102H66ZM140 102V103H139ZM68 103V102H67ZM260 103L261 104H264V100H261L260 101ZM28 104H30V103H28ZM47 104V105H46ZM129 104V105H128ZM140 104H141V106H140ZM50 105V104H49ZM127 105V106H126ZM30 106V105H29ZM35 107H37L36 106V104L34 105ZM33 106V107H34ZM44 106V107H43ZM77 106V105H76ZM129 106V107H128ZM134 106V108H132ZM32 107V105L30 106V108ZM46 107V108H45ZM48 107H49V110H48ZM55 107V108H54ZM64 107H66V105L64 104ZM126 107H128V109L126 108ZM45 108V109H44ZM57 108V112H55L56 109ZM131 108V109H130ZM223 108H225V106H223ZM227 108V110L229 109V107L227 106L226 107ZM50 109L52 110V111H54V112H51L50 111ZM65 109H67V107L65 108ZM227 110H224L223 109V111H222V113L224 114V112H227ZM39 111L41 112V113H39ZM72 111V110H71ZM45 112V113H44ZM81 112V113H80ZM27 113H30V115L29 114H27ZM82 113H83V115H82ZM86 115H85V114ZM35 114H38L37 116H35ZM53 114H54V116H53ZM63 114H65V115H63ZM77 114H78V117H76L77 116ZM35 116V118L33 119L32 118V116ZM46 115V116H45ZM48 115H50L51 116V121H50V117L48 116ZM61 115H63V118H65L64 119V121H62L61 122V120H63L62 119V117H61ZM82 115V116H81ZM106 115H107V117H109L108 119H107V117H106ZM14 116V117H13ZM21 116V119L19 118ZM29 116V117H28ZM41 116H43L42 117V121H41ZM55 116H57V117H55ZM85 116V117H84ZM38 117H40V121H39V119H38ZM44 117H45V119H44ZM53 117H54V119H53ZM61 117V118H60ZM15 119H13L14 121H15ZM43 119H44V123H43ZM48 119V120H47ZM130 119V120H129ZM20 120V121H19ZM24 121V122H23ZM29 121V122H28ZM32 121V122H31ZM33 121H34V123H33ZM49 121V122H48ZM27 122V123H26ZM40 122V123H39ZM45 122H47V124L45 123ZM50 122H51V124H50ZM59 122V123H58ZM139 122H140V120L138 121V123L137 124H139ZM54 123V124H53ZM81 123V124H80ZM89 123V124H88ZM142 123V125L141 126H143V127H146V128H149V127H151L152 126V124H153V122H151V121H141L140 122V124ZM26 124V125H25ZM38 124V125H37ZM40 124V125H39ZM49 124V125H48ZM63 124V125H62ZM25 126V127H24ZM28 126H29V128H28ZM40 126V127H39ZM52 126V127H51ZM54 126H55V128H54ZM58 126V127H57ZM80 129H79V128ZM36 128H38L37 130H36ZM49 128V129H48ZM52 128L54 129V131L52 130ZM57 128V131L55 130ZM66 128H67V130H66ZM77 128H78V130H79V133L81 132V134L79 135V133H78V131H77ZM85 128V133L83 132V129ZM86 128L87 129H89V130H91L92 131V134H96L97 136L99 135V138L101 137L100 135L101 134H103L102 135V137H101V141L103 142H100L101 143V146L102 145H104V146H102L103 148H101V146H97V145H95V146H97V147H93V149L92 150H88V152H87V154L89 155L90 154V156H86L87 154L86 153H83L82 151H81V153L80 154H82V155H79V153L78 152H80V151H78L79 150V147L81 148V146L83 145V143H85V142H89L90 143V141L88 140V139H86V138H88V134H87V131H86ZM29 129H30V131H31V129H34L33 131H29ZM63 129H65L66 130V132L69 134V132H70V134L71 135H78V138H77V136H74V138L71 136V135H68L69 137H71V138H69L68 136H64V134H65V131L63 130ZM70 129V131L68 132V130ZM122 129H123V131H122ZM47 130V131H46ZM48 130L50 131V132H48ZM51 130H52V133H51ZM75 130V131H74ZM26 131V132H27ZM71 131H72V133H71ZM75 133H74V132ZM76 131H77V134H76ZM36 132H37V134H36ZM46 132H47V134H46ZM100 133V134H97V133ZM35 133V134H34ZM54 133H56V134H54ZM86 134L87 135V137L86 136H84V134ZM123 133V134H122ZM33 134H34V136H33ZM46 134V135H45ZM49 134V135H48ZM91 134V137L92 138H95L93 135ZM60 135V136H59ZM95 135V136H96ZM105 135V136H104ZM39 138H38V137ZM46 136V137H45ZM51 136H53V137H51ZM57 136H58V138H57ZM65 138H64V137ZM84 136V137H83ZM97 136H96V138H97ZM51 137V138H50ZM91 137L89 136V138L91 139ZM103 137H105V138H103ZM42 138V139H41ZM43 138H44V140H43ZM47 138V139H46ZM61 138H63V140L61 139ZM68 139V141H69V144L67 143L68 141H67V139ZM96 138L94 139V140H96ZM103 138V139H102ZM48 139H51V140H48ZM56 141V142H53L54 140ZM80 139H81V141L83 142H79L80 141ZM83 139V140H82ZM98 139V138H97ZM46 140H47V142H46ZM62 140V141H61ZM65 140V141H64ZM85 140V141H84ZM104 140V141H103ZM45 142V143H43V142ZM48 141H50V143L52 142L53 143V145H52V143L50 144V145H52V146H50L49 145V143H48ZM59 142V144H58V142ZM64 141V142H63ZM87 142V144L90 146V144ZM123 142H124V145H123ZM127 142V143H126ZM45 145V146H43V144ZM56 143V144H55ZM61 143H66V144H64V145H62ZM98 143V142H97ZM100 143H99V145H100ZM121 143H122V145H121ZM38 144V145H37ZM47 144H48V147H47ZM68 144V145H67ZM80 144H81V146H80ZM93 144V142H91V145ZM127 144V145H126ZM58 145V146H57ZM67 145V147H63V146H66ZM69 145L71 146V147H76V145L78 146L79 145V147L77 148V150L75 151V147H74V149H72L71 148V150L69 149L70 147H69ZM74 145V146H73ZM38 146L40 147H42V148H48L49 150L47 151V152H49L48 154H47V152L45 151V149H44V151H42L41 149V147L40 148H38ZM56 147V148H55ZM59 147H61V148H59ZM69 147V148H68ZM50 148H51V150H50ZM99 148V149H98ZM56 149V150H55ZM65 149H68V152L69 151H75V153H73V154H75V155H78L77 157L76 156H74L73 157V159L75 160L74 162H73V164H72V162H70V161H72V158H69V157H71V155L70 156H68L67 158L65 157V155L66 154H64L65 153V151H67V150H65ZM95 149V150H94ZM97 149L99 150L98 151V153L97 152H95V151H97ZM35 150V151H34ZM40 150V151H39ZM59 150H62L61 152L59 151ZM94 150V151H93ZM115 150H117V151H115ZM36 151H38L37 153H36ZM51 151H53V152H51ZM56 151V153L55 154H57V155H55L54 154V152ZM64 151V152H63ZM78 151V152H77ZM91 151H93V153L91 154V153H89V152H91ZM59 152V153H58ZM44 153H42V155H44ZM77 153V154H76ZM40 154V155H39ZM58 154H59V157H58ZM85 154V155H84ZM94 154H99L98 155V157H97V155L95 156ZM107 154V156H105ZM116 154V155H115ZM29 156V157H30ZM36 156V155H35ZM38 156H39V158H38ZM52 156H54V157H52ZM64 156V157H63ZM80 156H82V157H80ZM84 157V158H83ZM101 157V158H100ZM56 158V159H55ZM65 158V159H64ZM77 158V159H76ZM94 158H96V160H94ZM32 159V160H33ZM51 159H53V160H51ZM64 159V160H63ZM67 159H71V160H69V161H67ZM49 160H51V161H49ZM55 160V161H54ZM85 160V159H84ZM148 160H149V158L147 157V156H145V155H143L141 158H140V162H143V163H146V162H148ZM34 161V162H35ZM65 161H67V164L65 163ZM76 162H77V164L79 163V162H81L80 164V166L79 167H77L78 165L76 164ZM47 163V164H48ZM62 163H60L61 165H63ZM68 163H70V165L68 166ZM86 163H88V162H86ZM75 164H76V168L74 167V168H71L72 166H75ZM106 164V163H105ZM239 164H241L242 165V161L239 163L238 162V167H239ZM58 165H59V163H58ZM61 165H59V167H61ZM82 165H84V166H82ZM55 166H54V168H56ZM110 167V168H109ZM111 167L113 168V169H111ZM53 168V169H54ZM61 169H63V167L61 168ZM240 169V168H239ZM56 171H60V169H55ZM82 170H84V172L82 171V173H85L84 175H82V173H81V171ZM45 172V171H44ZM62 172H66V171H62ZM68 172V171H67ZM68 172V173H69ZM108 172V173H107ZM56 173V172H55ZM61 173V172H60ZM59 173V174H60ZM68 173H66V174H68ZM98 173H100V172H98ZM113 173H115V171L113 172ZM241 173L243 174H241L242 175V179H240V182H241V184H242V188H241V191H242V193L240 194V195H238L239 196V199L241 198L240 196H242V200H241V202H240V200L239 199H237L238 197H236V200H234L235 201V203L234 204H236V201H238V203L239 204H241V205H239L238 206V203L236 204L237 205V207H239V209H238V211L239 212H241V213H243V214H239V212L238 211H236V213H234L233 215L232 214H230L229 215V217L227 218V219H230L229 221L226 219V220H224L223 222H222V224L220 225L218 222H217V220H216V218L218 217V215H217V213H218V209L217 208H214L213 210V212H211L212 211V209L211 210H208V211H210L209 213L207 212L205 215H206V218H207V222H206V224L204 225H202V231H204V229L206 230L205 232H204V234H209V236H208V234L207 235H202V233H201V237H200V234H199V236L198 237H195V241L193 240V241H191L190 243H191V248H194V249H192L193 251H194V253H196L197 254V256H198V254H200L199 256H200V258L198 257V258H196V259H198L197 260V262L199 263V264H206V261H207V264H218V253L216 254V252H219V253H222L221 251L223 250V253H225V252H229V250L230 251H232L231 249V247L229 248L228 247V245H230V244H235V245H237L238 244V242H239V244L241 245L242 243V245H244V242H245V245L246 244H248L247 243V240L248 239H250V237H254V239H252L251 240V243L252 244H254V245H258V243H259V245L260 246H263V243H264V240H262V239H264V238H261V240H260V238H257V237H261V235L263 236L264 234L262 233V234H257L256 233V235L255 234H253L252 235V233H251V231L253 230L252 228H253V226H251L252 224L250 223V225H249V222H250V220L248 221L247 219L249 218H251L252 217V215L253 216H255L256 215V217H257V224H262L261 222H258V220L260 221L261 219H260V217L261 216H263L264 215V211H262L260 208H259V206L258 205H255V204H253V202H252V204H251V199L253 198V197H249V195L251 196V192H249L250 190V184H249V178H247L246 177V174L244 173V172H242L241 171ZM57 174H58V172H57ZM57 174H55V176H57ZM65 174V173H64ZM35 175H37V174H35ZM34 175V180L33 181H35V180H37L35 177H38V176H35ZM115 177H114V176ZM245 175V176H244ZM5 176V175H1L0 174V183H3L2 182V178ZM75 176H78V179H77V177H75ZM86 176H87V178L89 177V179L85 182L84 181V179H82V177L83 178H85V180L87 179L86 178ZM8 176H5L3 179H6ZM66 177V178H67ZM112 177H114L115 178V180H114V178H112ZM11 178V179H10ZM13 178L12 177H8V179L7 180H12ZM80 179V180H79ZM96 179V180H95ZM73 180V181H72ZM77 180H79L80 182H75V181H77ZM89 180L92 182V185H94V181H96V183L98 184H95V186L96 187H94V186H91L90 185V183H89ZM246 180V181H245ZM100 181V182H99ZM248 181V182H247ZM41 182V183H40ZM48 182H51L50 184H47ZM76 184V185H72V184H74V183ZM82 182H85V183H83L82 184ZM34 183V182H33ZM39 183V184H38ZM72 183V184H71ZM78 183H79V186H78ZM81 183V184H80ZM118 183V182H117ZM246 183H248L247 185H246ZM35 184V185H36ZM108 184L109 185V187L110 186H112L111 187V190H112V192H110L111 190H109L108 188V185L106 186V185ZM115 184V185H114ZM6 185H9L8 183H6ZM34 185V184H33ZM46 185H50V189H51V187L52 188H54V189H51L52 191H54V192H56V194H55V196L53 195V193L51 192V190L49 189V187H46ZM54 186V187H53ZM56 186H60V187H56ZM65 186V187H64ZM77 188H76V187ZM106 186V187H105ZM116 186H118V187H116ZM246 186H248V187H246ZM62 187V188H61ZM94 187V188H93ZM167 187V186H166ZM165 186L164 187H160V189L159 190H161L159 193H158V196L160 197V201L157 203V209L160 207V206H163V204L165 203L164 202V200H163V195H164V192L166 191L167 192V190L169 191V189L171 188V187H167L166 188ZM59 189V191H61L62 192V195H60L61 194V192L59 193V191H57L58 189ZM64 188V189H63ZM167 190H166V189ZM249 188V189H248ZM48 189V190H47ZM118 189V193L116 192V190ZM245 189V190H244ZM74 190V191H75ZM90 190V191H89ZM171 190H173V189H171ZM170 190V191H171ZM247 190H248V192L250 193H247ZM82 191H84V192H82ZM114 191V192H113ZM175 190H173V191H171L172 193H173V195L171 194V197L172 198H169V200H171L170 202H171V204L169 203V205L172 207L173 205H174V207L173 208H175V209H178L179 207H180V205L179 204H176V203H179L180 201H177V200H173V199H176V198H173L174 196L176 197L177 195H174L175 194V192H174ZM134 192V193H133ZM63 193H65L64 195H63ZM76 193V194H77ZM105 195H104V194ZM131 205L133 206V208L135 209V210H140L142 213H143V217L142 218H144V219H147L148 217H149V213H148V209L149 208H147L148 206H146L147 204H145V203H141V202H139L140 200H139V193H138V190H133V191H131ZM94 194V195H93ZM114 194V195H113ZM121 195V196H119V195ZM136 194V195H135ZM42 195V196H43ZM60 196V197H58V196ZM93 195V196H92ZM97 197H96V196ZM100 195H104L102 198L104 199H102V198H100ZM118 195V196H117ZM161 195V196H160ZM44 196H43V198H44ZM63 196H65V197H63ZM117 196V197H116ZM54 197V198H53ZM63 197V198H62ZM120 197V198H119ZM135 197V198H134ZM178 197V196H177ZM47 198H44L45 200H47ZM53 198V199H52ZM93 198V199H92ZM98 198H100V199H98ZM119 198V199H118ZM138 198V199H137ZM250 198V199H249ZM94 201H92V200ZM96 199H97V201H96ZM135 199V200H134ZM235 199V198H234ZM91 200V201H90ZM100 200V201H99ZM137 200H138V202L139 203H137ZM57 201H58V199H57ZM81 201H83V202H81ZM99 201V202H98ZM102 201H103V203H102ZM166 201V200H165ZM175 202L176 201V203L174 204L173 202ZM60 202H61V204H60ZM97 202H98V204H97ZM108 202V203H107ZM65 203V204H64ZM68 203V204H67ZM79 203V202H78ZM83 203V204H82ZM95 203V205L96 206H93V204ZM49 204V205H48ZM64 204V205H63ZM76 204H77V206H76ZM135 204V205H134ZM181 204V203H180ZM43 205H45V204H43ZM58 205H59V207H60V205H61V209H59L58 208ZM63 205V206H62ZM68 205V206H67ZM144 205V206H143ZM168 205V206H169ZM177 205H179V207L177 208ZM253 205L254 206H256V207H253ZM47 206H45V207H47ZM67 206V207H66ZM70 206V207H69ZM123 206V207H122ZM159 206V207H158ZM165 206V205H164ZM250 206V207H249ZM52 207H54V205L52 206ZM51 207V208H52ZM56 207L53 209V210H56ZM71 210H74V213H73V211H70V209ZM73 207V208H72ZM78 207H82L81 209V213H79L80 212V209H78ZM142 207V208H141ZM167 207V206H166ZM241 207V208H240ZM252 207H253V209H255L254 211H252L253 209H252ZM63 208V209H62ZM66 208V209H65ZM67 208H68V210H67ZM75 208H77V211H78V213H76L77 211H76V209ZM44 208H41V207H39V208H36L35 209V211L34 212H36V210H37V212L39 211V213L40 212H42V210H43ZM146 209H147V211H146ZM257 209H259L260 210V212H259V214H261V216L259 217V214H258V212L257 211H259V210H257ZM51 210V211H50ZM50 210H48L49 212H52V213H47V215L49 214V215H53L54 214V212H53V210L52 209H50ZM241 210V211H240ZM44 211H45V209H44ZM44 211L42 212V213H40L41 215L42 214H44ZM243 211V212H242ZM256 211V212H255ZM249 212V213H248ZM254 212H255V215H254ZM57 212L55 211V214L54 215H57L56 214ZM68 213H66V214H68ZM215 213H216V215H217V217L215 216ZM263 213V214H262ZM60 214V213H59ZM58 214V215H59ZM77 214V215H76ZM78 214H82L81 215V217H80V215L78 216ZM125 214H129V215H125ZM148 214V215H147ZM210 216H209V215ZM239 214V215H238ZM252 214V215H251ZM35 215V214H34ZM37 216H35L34 218H36L34 221H37L38 222V217H39V214L37 213L36 214ZM119 215V216H118ZM237 215V216H236ZM240 215H242V217L240 216ZM248 215H250V217H248ZM60 216V215H59ZM61 216H62V214H61ZM76 216H78L77 218H76ZM111 216V217H110ZM120 216H122V217H120ZM124 216H125V220H124ZM128 216V217H127ZM233 216V217H232ZM236 216V217H235ZM238 216H240V217H238ZM80 217V218H79ZM103 217H104V219L106 218L107 219V221H106V219L105 220H103ZM127 217V218H126ZM210 219H209V218ZM231 217V218H230ZM259 217V218H258ZM58 218V217H57ZM57 218H55V219H57ZM68 218H70V216L68 217ZM116 218H118V219H116ZM219 218V217H218ZM217 218V219H218ZM241 218H243V219H241ZM263 218H264V216H263ZM75 219H76V221H75ZM112 221H111V220ZM119 219H120V221H119ZM128 219H131V220H128ZM215 219V220H214ZM240 219V220H239ZM67 220V219H66ZM66 220H65V223H67L66 222ZM68 220H70V221H68V222H71V221H73V220H71V218L70 219H68ZM83 221V222H80V221ZM103 220V221H102ZM108 220L110 221V222H108ZM219 220V219H218ZM233 220H235V221H233ZM237 220H239V221H237ZM263 221L262 222H264V219H262ZM130 221V222H129ZM245 221V222H244ZM36 222V223H37ZM79 222L81 223V225L79 224ZM85 222H87V223H89V224H87V223H85ZM133 222V221H132ZM150 221H148L147 220V222L146 223H149ZM212 223L211 225H213L214 224V226H209L208 224L209 223ZM218 224H217V223ZM226 222H227V225H226ZM235 222V225H233V223ZM238 222H240V223H238ZM33 223V222H32ZM82 223H83V225H82ZM105 223H107V224H105ZM129 223V224H128ZM248 223V224H247ZM61 224V223H60ZM85 224V225H84ZM110 226H109V225ZM123 224V225H122ZM202 224V223H201ZM247 224V225H246ZM257 224H255V227H257L258 225ZM62 225V224H61ZM66 225H68V223L67 224H65V226ZM91 225H92V229H94V230H92V229H90L91 228ZM97 225V226H96ZM98 225H99V227H101V229H99V227H98ZM105 225L107 226V227H105ZM128 226V227H125V226ZM185 225V224H184ZM224 225H226V227L224 226ZM239 226V227H237V226ZM241 225V226H240ZM246 225V226H245ZM263 225H264V223H263ZM263 225H261V227H263ZM57 226H59L60 227V225H58L57 224ZM89 227V228H87V227ZM93 226H95V227H97L96 228V230L97 231H95V228L93 227ZM124 226V227H123ZM150 226V225H149ZM180 226H183V225H180ZM180 226H178V231L179 232H181L182 231V233H181V235L182 234H184L185 233V230H186V232L188 233L190 230L188 229V228H193L194 227V225H191V224H186L185 225V228L184 227H182V229L184 230H182L181 228L179 229V227ZM186 226H190V227H187V229H186ZM204 226H206V228L204 227ZM233 226V227H232ZM247 226H250V227H247ZM58 227V228H59ZM64 227V226H63ZM82 227L84 228V229H82ZM214 227V228H213ZM223 227H225L226 228V230L223 228ZM232 227V228H231ZM237 227V228H236ZM244 227V228H243ZM259 227V226H258ZM121 228V229H120ZM123 228V229H122ZM128 228V229H127ZM209 228V229H208ZM211 228V229H210ZM222 228H223V230H222ZM239 228H240V230H239ZM245 228H248L247 230L245 229ZM264 228V227H263ZM65 229V230H64ZM88 229V230H87ZM107 229H108V231H107ZM125 229H127L126 231H125ZM212 229H213V232H212ZM250 229H252V230H250ZM59 230V229H58ZM67 230V231H66ZM69 230H71V231H69ZM100 230H102V232L103 231H105V233L103 232V233H101V231ZM121 230V231H120ZM221 230V231H220ZM236 230V231H235ZM82 231H83V233H82ZM120 231V232H119ZM124 231H125V233L126 234H123L124 233ZM222 233L221 235H223V236H220L219 237V235H220V232ZM226 231H227V233H226ZM233 231H235L234 233H235V237H234V233H233ZM238 231H240V232H238ZM244 231H245V233L246 234H244ZM73 232V233H72ZM85 232H90L89 234H87V233H85ZM92 232H93V234H92ZM118 232V233H117ZM123 232V233H122ZM210 232V233H209ZM219 232V233H218ZM229 232H230V234H229ZM237 232V233H236ZM241 232H242V236H240V234H241ZM249 232V233H248ZM66 233H67V235H66ZM95 233V234H94ZM97 233V234H96ZM121 233L124 235V237H122L121 236ZM218 235H217V234ZM226 233V234H225ZM75 236H74V235ZM85 234V235H84ZM91 234V235H90ZM98 234H99V236H100V234H101V237H96V236H98ZM107 234L109 235L110 234V236H113V238L112 237H108L107 236ZM113 234H115V235H113ZM233 234V235H232ZM239 234V235H238ZM249 234V235H248ZM77 235V236H76ZM81 235V236H80ZM95 235V236H94ZM103 235V236H102ZM125 235H126V237H125ZM185 235V234H184ZM226 235V236H225ZM252 235V236H251ZM86 236H87V239H86ZM92 236V237H91ZM206 236H208V237H206ZM213 236H215V238H217V236H218V239H214L213 238ZM230 236H232L231 238H230ZM238 236V238H237V240H234V239H236V237ZM248 236V237H247ZM255 236H256V238H255ZM92 239H91V238ZM106 237L107 238H109V239H106ZM120 237H122L121 238V240L122 241H119L120 240ZM128 237V240L126 241V238ZM204 237V238H203ZM210 237V238H209ZM227 237V238H226ZM229 237V238H228ZM242 237V238H241ZM246 237V238H245ZM59 238V239H58ZM96 238H98V239H96ZM101 238H103L102 239V241L100 240ZM125 240H124V239ZM199 238V239H198ZM220 238H222V240L220 239ZM223 238H225L224 240H223ZM241 238V239H240ZM243 238H245L246 240H243ZM89 239H91V240H89ZM110 239H112V240H110ZM200 239H203V240H200ZM205 239H208V240H205ZM220 239V240H219ZM256 239V240H255ZM259 239V240H258ZM95 240H97V241H94ZM98 240H100L99 242H98ZM110 240V241H109ZM211 240V241H210ZM215 240H217V241H219V242H221V243H219V242H217V244H215L214 245V243H216V242H214L213 244L211 243V242H213V241H215ZM239 240V241H238ZM65 241V242H64ZM105 241V242H104ZM112 241H114V242H112ZM118 241V242H117ZM201 241V242H200ZM203 241V242H202ZM207 241V242H206ZM223 241H224V243H223ZM232 243H231V242ZM235 241H236V243H235ZM238 241V242H237ZM242 241V242H241ZM254 243H253V242ZM263 241V242H262ZM57 242V241H56ZM85 242V243H84ZM109 242H111V244H109V245H106L107 243ZM122 242H123V245H122ZM199 242V243H198ZM204 242H206V243H204ZM256 242V243H255ZM67 243V244H66ZM84 245H83V244ZM91 243V244H90ZM102 243V244H101ZM121 243V244H120ZM198 243V244H197ZM203 243V244H202ZM211 244V246L213 245V249L216 251L215 252V254L213 253L214 252V250L212 251H209V249L210 248H212L211 246H210V244ZM225 244V246L223 245V244ZM92 244H94L95 246H92ZM96 244H98V246L96 245ZM103 244L104 245H106L107 246V249L109 248V246H110V250L108 249V250H105L106 249V246H104L103 247ZM113 244V245H112ZM147 245L146 246H144L145 248L148 246V245H150L151 246V244H149V243H146ZM201 244V245H200ZM204 244H206V245H204ZM86 245H88V246H92V251L90 250L91 248H89V250H90V253H83L84 251H83V249H85L86 248ZM118 245H119V251L120 250H122V251H117L118 250ZM143 245L144 244H142V247H143ZM199 245V246H198ZM208 245V246H207ZM241 245V246H242ZM98 248H97V247ZM112 246V247H111ZM115 248H114V247ZM123 247V248H121V247ZM195 246H197V247H195ZM205 246H207V247H205ZM210 246V247H209ZM215 246V247H214ZM223 246V247H222ZM231 246V245H230ZM85 247V248H84ZM103 247V248H102ZM116 247H117V250H116ZM140 247H141V245H140ZM155 247V246H154ZM160 247V246H159ZM158 246H157V249H160ZM198 247H200V248H198ZM218 247H222L223 249H221V248H218ZM224 247L225 248H227V249H224ZM66 248V249H65ZM102 250H101V249ZM144 248V249H145ZM148 248V247H147ZM146 248V249H147ZM153 245H152V247L151 248H148L147 250L145 249V251H146V254L144 253V249L142 248H139V252H140V254H141V256H143L144 254V256L143 257H145V258H143L142 259V261L144 260V259H146V258H149V259H146V261L148 262V264L149 263H151L152 262V260L153 261H156V263H159V254H158V259L156 258V256H157V254L156 255H154L153 256V254H155V252L156 251H159V252H161L160 250H156L155 252L153 251V252H151L153 249ZM201 248H203V249H201ZM218 248V249H217ZM235 248V246L233 247V249ZM64 249V250H63ZM81 249V250H80ZM97 249H100V252L97 250ZM151 249V250H150ZM156 249V248H155ZM154 249V250H155ZM207 249H208V251H207ZM217 249V250H216ZM66 250V251H65ZM113 250V251H112ZM141 250L143 251L142 253H141ZM197 250H200V251H202L203 253H201L200 251H197ZM206 250V251H205ZM224 250H225V252H224ZM65 251V252H64ZM93 251H95V252H97L96 254H95V252H94V254L95 255H93L92 254V252ZM109 251V252H108ZM114 251H116L115 252V254L113 255V252ZM108 252V253H107ZM110 252H112V253H110ZM212 252V253H211ZM51 253H53V252H51ZM55 253V252H54ZM53 253V254H54ZM83 253V254H82ZM122 253H124V254H122ZM144 253V254H143ZM156 253H158V252H156ZM204 253H206L205 255H204ZM53 254H51V255H53ZM93 255L94 257H92L91 258V255ZM110 254V255H109ZM118 254H120V258H119V255ZM127 254H128V256H131V257H127L126 259H124L123 257H126L127 256ZM143 254V255H142ZM152 254V255H151ZM48 255H50L49 253H47V256ZM109 255V256H108ZM113 255V256H112ZM122 255V256H121ZM147 255V256H146ZM149 255H151V256H149ZM217 256V258H216V256ZM63 256H64V258H63ZM88 256H90V258L88 259L90 262H88V260H87V258H88ZM115 256V257H114ZM194 256H196V255H193V257H192V259H194ZM196 256V257H197ZM208 256H210V257H208ZM215 256V257H214ZM54 257H55V259H54ZM62 257V258H61ZM101 257H104L103 259H101ZM106 257V258H105ZM117 257V258H116ZM203 257H204V259H203ZM213 257V258H212ZM50 258H51V260H50ZM57 258V259H56ZM113 259L114 258V260H115V262H114V260L112 261L111 259ZM123 258V259H122ZM212 258V259H211ZM216 258V261H214V259ZM101 259V260H100ZM106 259V260H105ZM118 259V260H117ZM120 259V260H119ZM129 259V261H127ZM196 259H194L193 261H195ZM49 260H50V262H49ZM53 260V261H52ZM93 260V261H94ZM126 260V261H125ZM131 260V261H130ZM151 262H150V261ZM203 260V261H202ZM111 263H110V262ZM116 261H119V263L118 262H116ZM164 261H166L165 263L167 264V263H169V261L166 259V260H163L162 261V263H164ZM202 263H201V262ZM121 262V263H120ZM147 262H145V260H144V264L145 263H147ZM196 261L194 262V263H197ZM247 262V263H246ZM134 262H132V264H133ZM136 263V262H135ZM134 263V264H135ZM164 263V264H165ZM252 264V263H250V262H248V260H246L245 261V264ZM91 264V263H90ZM92 264H94V262L92 263ZM151 264H155V262L153 263H151Z\"/></svg>",
  "mask_w": 264,
  "mask_h": 264
}]
</instances>
